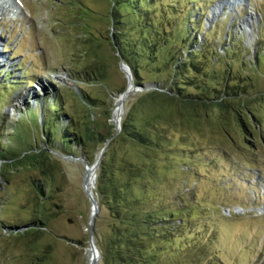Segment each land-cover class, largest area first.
I'll return each mask as SVG.
<instances>
[{"label":"rangeland","instance_id":"obj_1","mask_svg":"<svg viewBox=\"0 0 264 264\" xmlns=\"http://www.w3.org/2000/svg\"><path fill=\"white\" fill-rule=\"evenodd\" d=\"M19 1L22 7L16 15L0 8L2 145L18 151L28 145L41 147L60 167L44 201V234H39L38 241L32 239L42 252H48L44 264H89L91 252L92 264H103L101 254L96 257L89 245L92 205L83 192L86 171L79 158L92 166L104 148L92 147L89 163L75 144L62 146L61 133L55 127L68 125L66 116L58 115L59 101L69 114L82 118L85 108L81 106L80 94L86 91L94 99L105 96L104 104L95 102L96 106L86 107V113L91 115L92 134L115 132V100L120 97L119 88L125 90L127 80L119 69L120 55L117 56L112 40L115 31L111 24L116 22L111 21L110 11L114 0ZM131 8L140 13L141 8L146 9L149 18H138L130 12ZM118 10L124 22L117 28L131 44H140L148 36L147 42L158 41L154 43L158 46L163 33L170 35L157 53V66L140 61L144 77L158 75L167 80L166 72L155 73L162 68L161 62L178 53L187 33L199 38L208 30L206 40L221 55L217 64L206 63L208 71L221 72L230 67L252 80L250 93H264V0H138L133 6L120 4ZM149 21L164 31L161 38L141 29ZM223 44L230 46L227 52H223ZM256 53L260 55L258 61L254 58ZM96 62L104 68L105 81L89 74L88 66ZM87 74L91 79L82 81ZM214 83L208 80L206 85L212 88ZM128 85L131 87V80ZM145 91L148 90L132 93L125 104L134 102ZM257 119L259 141L237 131L225 149L183 148L178 154V136L168 134V151L161 159L176 163L181 169L159 170L151 195L154 205L187 214V218L182 217L185 226L173 247L190 241L196 244L195 249L205 244L207 259L215 258L221 264H264V112H259ZM48 122L54 137L51 148L45 144L43 134L44 123ZM32 177L30 172L16 174L7 183L0 176V264H29V258H23L27 252L24 242L16 236L20 232L10 228H20L35 216ZM95 180L96 177L90 189H85L96 199ZM98 214L101 219L97 233L101 237L106 211L98 210ZM94 244L100 253L95 238Z\"/></svg>","mask_w":264,"mask_h":264},{"label":"trees","instance_id":"obj_2","mask_svg":"<svg viewBox=\"0 0 264 264\" xmlns=\"http://www.w3.org/2000/svg\"><path fill=\"white\" fill-rule=\"evenodd\" d=\"M135 2L138 0H114L110 11L111 21L116 22V25L111 24L115 31L112 40L117 46L116 52L130 68L133 83H155L157 89L140 93L134 102L128 101L124 105L117 134H92L91 115L86 113V107L104 104L105 96L103 99H94L86 91L80 94L81 106L85 108L82 118L76 119L69 114L59 101L58 115L66 116L68 125L55 129L61 133L59 138L62 146L75 144L89 163L90 149L96 145L104 148L96 172L95 193L99 210L106 211L105 231L99 237V214L94 219L93 231L103 264H221L215 258L207 259L205 244L195 249V243L186 241L184 245L173 247L175 238L185 226L182 217L187 218V214L181 210L166 211L154 205L151 193L159 179V170L168 172L181 169L178 164L161 159L168 151V134L178 136V145L181 147L175 151L178 154H182L183 148L189 151H201L205 147L215 146L225 149L237 131L259 141L260 135L255 128L259 122L257 114L264 112V93H250L252 80L236 74L230 67L221 72L208 71L207 62L215 65L221 59L218 50L206 40L208 30L199 38L187 33L182 37L178 53L171 55L170 60L161 62L162 68L157 67L160 70L155 73L166 72L167 80L158 75L153 78L144 77L140 61L157 66V53L170 35L164 36V31H159L149 21L143 23L141 29L154 33L157 39L163 33L158 46H154L158 41L147 42L148 36L140 44H131L122 37L118 28L124 21L120 18L118 6H133ZM130 12L138 18H149L143 8L142 13L132 8ZM228 49L230 46L223 44V52ZM254 58L258 61L260 55L256 53ZM96 63L88 66L89 74L99 75L100 80L105 81L104 68ZM88 79L91 78L87 74L81 80ZM208 80L215 82L212 88L207 87ZM119 90V93L124 91L123 87ZM2 127L0 123V133H3ZM43 134L45 144L51 148L54 137L49 122L44 123ZM1 136V178L8 183L12 175L30 172L33 175L30 186L36 202L35 216L22 227H14L17 231L13 227L10 231L20 232L16 236L24 242L27 252L23 258H29V264H44L48 252H42L40 245L34 243L32 238L38 241L39 234H44L42 229L47 224L44 201L60 167L47 150L33 145L19 151L9 149L2 145L4 138Z\"/></svg>","mask_w":264,"mask_h":264},{"label":"water","instance_id":"obj_3","mask_svg":"<svg viewBox=\"0 0 264 264\" xmlns=\"http://www.w3.org/2000/svg\"><path fill=\"white\" fill-rule=\"evenodd\" d=\"M117 56H118V53H117ZM118 66H119V69L121 71H123L125 76H126L127 86H126V88H125V90L123 92L118 94L119 96H121V108H120V115L117 117V120H116V122L114 124L115 125V134H117L120 131L121 116H122V114L124 112V105H125V101H126L127 97L129 95H131L132 93L137 92V91L141 92V91H144V90L157 89V86H156L155 83H150L147 86L135 85L133 83V77H132V73L130 71V68L128 67V65L126 63L123 62V60H122V58L120 56L118 58ZM129 79L132 81V85H131L130 88H128ZM102 154H103V149H102L97 161L92 166H89L88 163L86 161H84L83 157L79 158L81 160L82 164L85 167V171L88 168H91V169L94 170V172H95L94 179L96 177V171L98 170V165H99L100 159L102 158ZM82 188H83V192H84L85 196L89 199L90 203H93V201H94V207H91L89 223H88V225H89V228H88L89 245H90V247L95 248V250L97 251V253H98L99 257H100V253H99L98 249L96 248V246L94 244V235H93L94 219H95V217L97 215V212L99 210L98 203H97L96 199L93 198L92 195H89L85 191L84 181H83V184H82ZM17 230H18L17 228H14V231H17Z\"/></svg>","mask_w":264,"mask_h":264},{"label":"bare ground","instance_id":"obj_4","mask_svg":"<svg viewBox=\"0 0 264 264\" xmlns=\"http://www.w3.org/2000/svg\"><path fill=\"white\" fill-rule=\"evenodd\" d=\"M16 2V1H15ZM15 2L14 1H12V0H0V8L3 6V11H9V9H10V11L9 12H7V13H10L11 12V8H15V9H18V6H15L16 4H15ZM7 4H9V5H7ZM11 6V7H10ZM130 80V79H129ZM129 87L128 88H130V85H128ZM120 108H121V96L119 97V99H116L115 100V109L113 110V120L114 121H116L117 120V114H118V116L120 115ZM93 182H94V176H93V170L91 169V168H88L87 170H86V175H85V178H84V185H85V188L86 189H90L91 187H92V185H93ZM85 189V191L89 194V195H92L93 196V194L92 193H90L88 190H86ZM93 198H94V196H93ZM91 207H94V201H93V203H91ZM91 250L95 253V255H96V257L98 256V253H97V251L95 250V248H92L91 247ZM92 257H93V255H92V252L90 253V261H89V264H92ZM94 258V257H93ZM94 264H95V262H94Z\"/></svg>","mask_w":264,"mask_h":264}]
</instances>
